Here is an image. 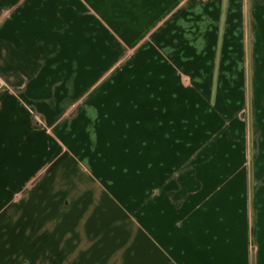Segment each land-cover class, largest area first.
Wrapping results in <instances>:
<instances>
[{
  "label": "crops",
  "instance_id": "crops-1",
  "mask_svg": "<svg viewBox=\"0 0 264 264\" xmlns=\"http://www.w3.org/2000/svg\"><path fill=\"white\" fill-rule=\"evenodd\" d=\"M256 59L264 0H0V264H264V136L178 155Z\"/></svg>",
  "mask_w": 264,
  "mask_h": 264
},
{
  "label": "rangeland",
  "instance_id": "rangeland-1",
  "mask_svg": "<svg viewBox=\"0 0 264 264\" xmlns=\"http://www.w3.org/2000/svg\"><path fill=\"white\" fill-rule=\"evenodd\" d=\"M254 65L255 69H257V76L254 78V89L252 91L250 82L249 93L246 95V102L242 104V110L240 112L209 111V113H201L202 107L205 106V102H202V106H199L201 108L198 112L195 111V115L198 114L201 118H205V123L207 122L210 125L205 128H199V130L195 132V139L197 140V138L207 132L206 134L211 139V143L202 145L201 143L197 144V141H195L192 148L189 147L188 151H186V147L179 145L178 155L180 157L182 154L188 152L189 158L196 163L199 155L204 150L203 148H209V152L211 153L210 160L215 162L218 158L221 162V167H234L238 161L241 160L243 168L249 169L252 161L251 152L255 154L257 150L255 149L256 146L254 142L257 138H262L264 136V59H256ZM206 107L208 108L207 103ZM114 130L121 132V129L115 128ZM178 130L180 132V129ZM135 136L137 135L135 134ZM115 139L119 141L117 137ZM130 140H132V138H130ZM130 145L132 149L137 150L139 144L135 143ZM152 146L153 145H150V147ZM121 154V152L119 155L115 154V164L119 167H124L119 170L115 169V174H117L115 175V182H129L132 185L142 182L141 179L139 180L140 176L137 169L138 159H125L122 158ZM181 162L183 161L179 159L178 168L183 167L184 169V165H180ZM127 165L136 167L128 170V176H126L128 169ZM199 166L200 165H194L195 168ZM182 179L183 178H181V181ZM144 182L152 185L153 174L146 173ZM149 195L153 197V192Z\"/></svg>",
  "mask_w": 264,
  "mask_h": 264
}]
</instances>
